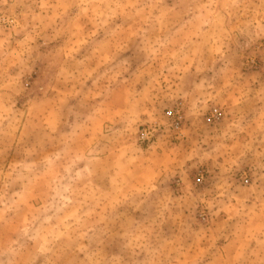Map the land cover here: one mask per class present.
Here are the masks:
<instances>
[{"label": "rangeland", "instance_id": "374dc122", "mask_svg": "<svg viewBox=\"0 0 264 264\" xmlns=\"http://www.w3.org/2000/svg\"><path fill=\"white\" fill-rule=\"evenodd\" d=\"M0 264H264V0H0Z\"/></svg>", "mask_w": 264, "mask_h": 264}, {"label": "built area", "instance_id": "2783aa9c", "mask_svg": "<svg viewBox=\"0 0 264 264\" xmlns=\"http://www.w3.org/2000/svg\"><path fill=\"white\" fill-rule=\"evenodd\" d=\"M217 114H218V111H217V110H215V111H214V115H213V116H214V117H216V116H217Z\"/></svg>", "mask_w": 264, "mask_h": 264}]
</instances>
